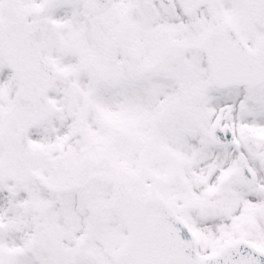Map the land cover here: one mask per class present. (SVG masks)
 <instances>
[{
  "label": "snow or ice",
  "instance_id": "snow-or-ice-1",
  "mask_svg": "<svg viewBox=\"0 0 264 264\" xmlns=\"http://www.w3.org/2000/svg\"><path fill=\"white\" fill-rule=\"evenodd\" d=\"M0 264H264V0H0Z\"/></svg>",
  "mask_w": 264,
  "mask_h": 264
}]
</instances>
